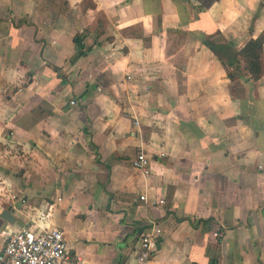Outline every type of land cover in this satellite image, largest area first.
<instances>
[{"label": "crops", "instance_id": "1", "mask_svg": "<svg viewBox=\"0 0 264 264\" xmlns=\"http://www.w3.org/2000/svg\"><path fill=\"white\" fill-rule=\"evenodd\" d=\"M90 1L0 0V248L34 223L74 264H137L158 229L144 264H264V65L229 80L191 36L255 37L264 0Z\"/></svg>", "mask_w": 264, "mask_h": 264}, {"label": "built area", "instance_id": "2", "mask_svg": "<svg viewBox=\"0 0 264 264\" xmlns=\"http://www.w3.org/2000/svg\"><path fill=\"white\" fill-rule=\"evenodd\" d=\"M73 104V101H69ZM131 167L146 173L148 160L137 152ZM143 199V196H139ZM162 200H159L161 203ZM158 229L140 235L135 256L137 264H144L155 250ZM0 264H74L68 252L63 233L56 227H41L34 223L24 225L7 234L0 248Z\"/></svg>", "mask_w": 264, "mask_h": 264}, {"label": "trees", "instance_id": "3", "mask_svg": "<svg viewBox=\"0 0 264 264\" xmlns=\"http://www.w3.org/2000/svg\"><path fill=\"white\" fill-rule=\"evenodd\" d=\"M84 0H82L83 3ZM85 6H93L90 0ZM200 42L216 57L225 70L229 80L241 79L246 81L257 80L263 74V42L264 30L257 36L250 37L241 47L233 48L232 42H216L211 34H200ZM74 45V55L70 58L73 62L85 54V48L81 43V35L74 34L71 37ZM56 69L55 67L53 68Z\"/></svg>", "mask_w": 264, "mask_h": 264}, {"label": "rangeland", "instance_id": "4", "mask_svg": "<svg viewBox=\"0 0 264 264\" xmlns=\"http://www.w3.org/2000/svg\"><path fill=\"white\" fill-rule=\"evenodd\" d=\"M254 1H255V3L258 2V4H260L263 0H248V4L251 3V2H254ZM88 3H89L88 0H84L82 4L85 5V4H88ZM199 5H200V4H199ZM253 8H255V6H253L251 10H254ZM250 14L253 16V15L256 14V12L254 13V11H253V13H250ZM248 17H249V16H248ZM248 17H247V18H248ZM251 20H252V17H249V18L247 19V22H246V26H247V28L251 27V23H252ZM193 34H194V33H193ZM193 34H191V36H193L194 38L196 37L197 39H199L200 34H211V35H213V40L216 41V42H232V44H233V48H235V49L241 47L242 44H243L246 40H248V39H244V38H236V37H235L236 40H234L233 38L228 37V36H227V37H224V36L220 33V31L217 30V29H214V30L210 31L209 33H203V32H201V31H198V32H196L194 35H193ZM184 36H185V33H184V32H178V33H176V34L174 35V37H173L174 42H175V43L181 42ZM199 40H200V39H199ZM241 42H243V43H241ZM176 46H177V44H176ZM263 58H264V54L262 55V59H263ZM262 61H263V60H262ZM262 63H263V62H262ZM263 65H264V63H263Z\"/></svg>", "mask_w": 264, "mask_h": 264}, {"label": "water", "instance_id": "5", "mask_svg": "<svg viewBox=\"0 0 264 264\" xmlns=\"http://www.w3.org/2000/svg\"><path fill=\"white\" fill-rule=\"evenodd\" d=\"M0 217L7 221V222H11L13 221V217L11 216L10 212H9V209L6 208V209H3L1 212H0Z\"/></svg>", "mask_w": 264, "mask_h": 264}]
</instances>
